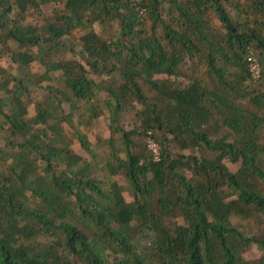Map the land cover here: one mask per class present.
<instances>
[{
  "label": "trees",
  "instance_id": "trees-1",
  "mask_svg": "<svg viewBox=\"0 0 264 264\" xmlns=\"http://www.w3.org/2000/svg\"><path fill=\"white\" fill-rule=\"evenodd\" d=\"M0 264H264V0H0Z\"/></svg>",
  "mask_w": 264,
  "mask_h": 264
},
{
  "label": "rangeland",
  "instance_id": "rangeland-1",
  "mask_svg": "<svg viewBox=\"0 0 264 264\" xmlns=\"http://www.w3.org/2000/svg\"><path fill=\"white\" fill-rule=\"evenodd\" d=\"M12 44H15V42H12ZM2 64L3 65H7L9 62H11V59H10V56L8 54H5L1 60ZM36 62L33 63V65H35V67L37 68L36 66ZM55 75H57L55 73ZM134 111H131L130 113H128L126 116H125V120L128 124V126H131V124H134L136 122H139V118L136 117V119L134 118ZM97 130L98 132H102L104 135L106 133V129H105V126L104 124H101L97 127ZM148 139V143L149 141H152V139L147 138ZM153 143V142H151ZM149 146V145H148ZM186 151H192V152H198L196 148H188V149H185ZM205 154L206 155H213V153L211 151H205ZM101 174V173H100ZM121 180L122 182H125V179L124 177H121ZM231 221L232 223H234L236 226H238L240 228V230H242L244 233H250V232H254L258 227L259 225L261 224V220L260 219H247V221H243L241 219H239L238 217H235V216H232L231 217ZM251 252H255V253H258V250L255 248L254 250H252Z\"/></svg>",
  "mask_w": 264,
  "mask_h": 264
},
{
  "label": "built area",
  "instance_id": "built-area-1",
  "mask_svg": "<svg viewBox=\"0 0 264 264\" xmlns=\"http://www.w3.org/2000/svg\"><path fill=\"white\" fill-rule=\"evenodd\" d=\"M249 61H250L249 69H250L251 75H253V77L255 78H258L260 76L259 61L257 60L255 56H250ZM150 139H152V141H149L148 145L153 150L154 156L157 158L158 157V145L154 141L153 138L150 137Z\"/></svg>",
  "mask_w": 264,
  "mask_h": 264
}]
</instances>
